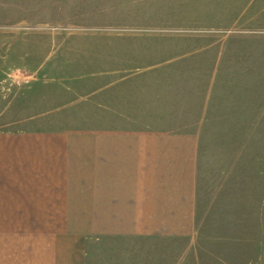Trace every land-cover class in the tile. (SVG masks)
I'll use <instances>...</instances> for the list:
<instances>
[{
	"label": "rangeland",
	"instance_id": "obj_1",
	"mask_svg": "<svg viewBox=\"0 0 264 264\" xmlns=\"http://www.w3.org/2000/svg\"><path fill=\"white\" fill-rule=\"evenodd\" d=\"M0 65L21 73L3 83L21 124L196 149L189 230L124 254L94 240L87 264H264V0H0Z\"/></svg>",
	"mask_w": 264,
	"mask_h": 264
},
{
	"label": "crops",
	"instance_id": "obj_2",
	"mask_svg": "<svg viewBox=\"0 0 264 264\" xmlns=\"http://www.w3.org/2000/svg\"><path fill=\"white\" fill-rule=\"evenodd\" d=\"M20 77L0 65V264H87L94 240L124 254L189 230L197 157L181 149L186 136L110 120L91 130L21 124L19 90L3 87ZM111 95L109 108L128 100Z\"/></svg>",
	"mask_w": 264,
	"mask_h": 264
}]
</instances>
